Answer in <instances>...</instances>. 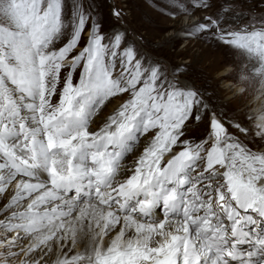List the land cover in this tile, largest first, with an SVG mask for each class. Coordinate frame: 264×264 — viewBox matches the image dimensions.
I'll list each match as a JSON object with an SVG mask.
<instances>
[{
  "label": "snow or ice",
  "instance_id": "obj_1",
  "mask_svg": "<svg viewBox=\"0 0 264 264\" xmlns=\"http://www.w3.org/2000/svg\"><path fill=\"white\" fill-rule=\"evenodd\" d=\"M145 3L203 13L178 36L243 50L237 79L264 83V0ZM104 23L95 0H0V264H264V151L222 121L249 128L185 83L190 61Z\"/></svg>",
  "mask_w": 264,
  "mask_h": 264
},
{
  "label": "rangeland",
  "instance_id": "obj_2",
  "mask_svg": "<svg viewBox=\"0 0 264 264\" xmlns=\"http://www.w3.org/2000/svg\"><path fill=\"white\" fill-rule=\"evenodd\" d=\"M113 2L117 3L118 7L125 12L122 24L113 25L111 23V5L108 0H95L103 14L106 31L110 26L120 28L126 32L128 40L134 41L141 52L153 59L164 60L169 64L190 61L192 67L188 76L182 78L185 83L202 89L207 88L209 92L214 93L212 103L222 106L226 112L231 110L232 118L249 128V138H245L244 134L227 123L228 115L226 114L222 122L225 123V127L228 128L230 134L237 136L253 151H264V140L254 135L258 129L254 127L253 116H250L249 109L244 110L246 96L236 95L230 88L226 90L223 87L226 82H236L241 69H244L245 65L248 64L241 56L244 55L243 50L222 45L212 47L197 39H181L178 36L181 26L203 15V13L197 12L191 17L181 15L176 20H170L149 8L145 0H113ZM244 7H247V5L245 4ZM86 35L87 33H85ZM57 46H62V43H58ZM241 51L242 53H240ZM230 68L234 69L231 70L229 75L223 78L216 76L219 70H230ZM78 74L79 70L75 74L77 80ZM113 106V104H109L103 114H108ZM206 135L207 131L203 125L198 127L194 125L188 133L189 137L197 140L204 139ZM142 147L143 144H141L138 151L142 150Z\"/></svg>",
  "mask_w": 264,
  "mask_h": 264
},
{
  "label": "clouds",
  "instance_id": "obj_3",
  "mask_svg": "<svg viewBox=\"0 0 264 264\" xmlns=\"http://www.w3.org/2000/svg\"><path fill=\"white\" fill-rule=\"evenodd\" d=\"M223 87L226 90L230 88L236 95H239L238 89L243 87L245 92L240 96H246L247 98L246 104L249 111L253 114V123L256 125L261 122L258 118L264 115V83L256 82L248 84L247 82L242 83L237 80L236 82H226Z\"/></svg>",
  "mask_w": 264,
  "mask_h": 264
},
{
  "label": "bare ground",
  "instance_id": "obj_4",
  "mask_svg": "<svg viewBox=\"0 0 264 264\" xmlns=\"http://www.w3.org/2000/svg\"><path fill=\"white\" fill-rule=\"evenodd\" d=\"M240 53H242V51L240 52ZM241 56H243L244 57V60L245 61H247L248 62V64H246L245 65V68H247L249 65H250V63H251V58L247 55V53H245L244 52V55H241ZM226 69H228V68H226ZM234 68H230V70H223V69H221V70H219V72H217V77L218 78H223V77H225V76H227V75H229V73L231 72V70H233ZM246 109H248V107H247V104L245 103V107H244V110H246ZM250 116H253V114L250 112ZM251 120V119H250ZM248 123H250V122H248Z\"/></svg>",
  "mask_w": 264,
  "mask_h": 264
}]
</instances>
